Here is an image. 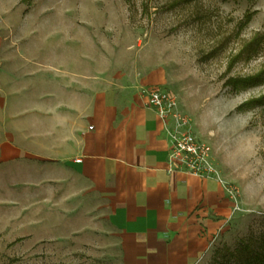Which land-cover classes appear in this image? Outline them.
<instances>
[{
    "label": "crops",
    "instance_id": "obj_1",
    "mask_svg": "<svg viewBox=\"0 0 264 264\" xmlns=\"http://www.w3.org/2000/svg\"><path fill=\"white\" fill-rule=\"evenodd\" d=\"M80 55L68 67L0 34V204L28 222L41 209L102 264H197L232 204L213 179L167 172L164 122L140 94L164 79Z\"/></svg>",
    "mask_w": 264,
    "mask_h": 264
},
{
    "label": "rangeland",
    "instance_id": "obj_2",
    "mask_svg": "<svg viewBox=\"0 0 264 264\" xmlns=\"http://www.w3.org/2000/svg\"><path fill=\"white\" fill-rule=\"evenodd\" d=\"M2 8V36L27 37L68 67L82 53L113 63L116 78L133 66L161 74L154 87L182 103L234 193L197 264L264 256V0H2ZM16 206L0 204V264H102L61 236L57 219L44 224L41 209L34 221L25 210L11 218Z\"/></svg>",
    "mask_w": 264,
    "mask_h": 264
},
{
    "label": "built area",
    "instance_id": "obj_3",
    "mask_svg": "<svg viewBox=\"0 0 264 264\" xmlns=\"http://www.w3.org/2000/svg\"><path fill=\"white\" fill-rule=\"evenodd\" d=\"M145 106L164 122L168 138L167 172L213 179L222 185L227 196L234 198L233 190L225 185L212 162L210 147L194 135L190 121L178 112L177 97L164 88L152 87L147 91Z\"/></svg>",
    "mask_w": 264,
    "mask_h": 264
},
{
    "label": "trees",
    "instance_id": "obj_4",
    "mask_svg": "<svg viewBox=\"0 0 264 264\" xmlns=\"http://www.w3.org/2000/svg\"><path fill=\"white\" fill-rule=\"evenodd\" d=\"M186 1H191V0H186ZM254 264H264V256H254Z\"/></svg>",
    "mask_w": 264,
    "mask_h": 264
}]
</instances>
